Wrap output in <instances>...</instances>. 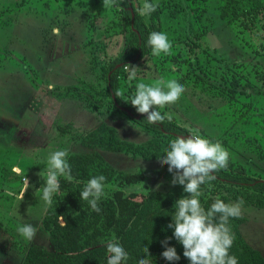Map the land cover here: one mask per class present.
Wrapping results in <instances>:
<instances>
[{"label": "rangeland", "instance_id": "rangeland-1", "mask_svg": "<svg viewBox=\"0 0 264 264\" xmlns=\"http://www.w3.org/2000/svg\"><path fill=\"white\" fill-rule=\"evenodd\" d=\"M54 1L60 4L51 8L48 0H0V264H22L31 244L50 249L41 219L47 207L42 188L51 152L83 150L72 135L102 121L114 125L122 138L139 142L147 137L133 120L111 108L101 76L102 54H94L86 45L89 39L103 41L107 57L115 56L123 42L122 31L130 25L123 8H103L102 0ZM175 1L182 5L181 11L174 16L165 11L161 16V32L172 44L170 54L145 55L133 65L138 68L137 78L131 81L126 67L121 90L130 100L139 82L176 79L184 93L176 103L157 110L175 118L190 134L219 141L235 163L264 178L260 38L239 33L221 18L224 0ZM144 2L133 0L132 6L139 12ZM194 30L200 38L192 53L184 41L193 37ZM66 86L72 88L64 96ZM33 91L40 96L41 115L27 109ZM43 121L53 123L47 131ZM64 123L71 124V132L59 134L55 125ZM101 153L113 167L126 172L162 166L159 159ZM166 187L163 178L151 175L123 189L141 192ZM242 215L240 233L264 256V207L243 206ZM25 223L38 227L32 242L17 232Z\"/></svg>", "mask_w": 264, "mask_h": 264}, {"label": "trees", "instance_id": "trees-1", "mask_svg": "<svg viewBox=\"0 0 264 264\" xmlns=\"http://www.w3.org/2000/svg\"><path fill=\"white\" fill-rule=\"evenodd\" d=\"M133 0H117L126 13L130 25L123 29V42L115 56L107 57L105 43L89 39L86 45L92 52L102 54L101 76L105 79V94L111 108L125 114L147 134L146 139L135 142L122 138L117 128L104 121L90 129L72 135L71 140L83 147L81 151L68 152L73 181L60 177V190L52 197L51 206L46 207L41 219V228L49 236L50 249L35 244L29 245L22 264H107L106 244L115 240L128 253L126 264H137L148 249L152 264H189L183 256V247L172 237V222L175 201L188 194L180 185H172V174L166 165L151 169L122 171L105 160L103 151L118 152L133 158L151 161L162 158L164 149L177 136L187 137L190 131L175 118L150 124L146 114L137 113L121 90L126 81L127 65L133 66L152 51L147 41L152 32H161V16L165 11L177 15L182 5L175 0H148L158 5L155 12L145 17L133 8ZM130 7L132 8L130 10ZM172 7V8H171ZM220 16L237 27L241 34L251 32L260 38L259 47L264 49V0H224ZM200 33L184 41L190 52L199 45ZM259 53V52H258ZM199 66V62L197 64ZM201 69V65L199 67ZM72 87L66 86V92ZM75 88V87H74ZM40 96L35 93L27 109L39 115ZM41 115V114H40ZM44 122V121H43ZM47 131L53 124L44 122ZM46 126V127H45ZM59 134L71 132V124L55 125ZM205 134V133H204ZM207 137V136H205ZM105 176V194L98 202L100 211H92L88 202L80 198L87 181L93 176ZM163 178L165 189L149 188L145 191H125L124 187L134 186L149 176ZM215 179L201 186L200 201L207 209L215 198L226 203L243 199V206L264 207V178L253 176L245 167L230 157L226 169L214 173ZM113 184L114 187L108 188ZM245 217L230 218L229 226L235 236L230 254L238 264H264V256L251 246L239 230ZM2 223L0 221V228ZM168 238V246L175 247L180 256L178 261L169 262L161 253L165 250L162 241Z\"/></svg>", "mask_w": 264, "mask_h": 264}, {"label": "clouds", "instance_id": "clouds-1", "mask_svg": "<svg viewBox=\"0 0 264 264\" xmlns=\"http://www.w3.org/2000/svg\"><path fill=\"white\" fill-rule=\"evenodd\" d=\"M102 5L106 9L119 6L117 0H102ZM157 7V4L145 0L139 13L149 16ZM53 33L59 35V29L54 28ZM147 43L153 56L170 54L172 44L166 33H150ZM137 69L127 65L129 81L137 78ZM52 87L50 84L49 88ZM184 91V86L176 79L165 80L161 77L153 84L137 83L135 93L128 103L137 113L146 114L150 124L162 123L166 117L157 109L176 103ZM167 119L170 120L171 116H167ZM230 155L219 141L213 142L193 132L187 137H175L164 149L162 158H159V163L166 165L168 172L172 174L171 184L182 186L183 192L188 194L175 201L172 222L167 227L173 230L172 237L182 245L183 256L189 264H238L237 258L230 254L235 236L229 220L242 215L243 199L226 203L217 197L207 209L199 199L202 195L201 186L213 181L215 172L227 168ZM68 156L67 150H56L47 157L42 199L48 206L52 204L53 195L60 190V177L68 181L74 180ZM105 179L103 175L93 176L80 192V198L88 202L92 211H100L98 202L105 194ZM25 183L28 184L26 180ZM17 232L25 240L32 242L38 233V227L25 223L17 227ZM161 243L165 248L161 253L165 260L173 262L180 259L175 247L168 246V238ZM106 250L107 264H126L129 256L119 242L109 241ZM137 264H152L148 249Z\"/></svg>", "mask_w": 264, "mask_h": 264}, {"label": "crops", "instance_id": "crops-1", "mask_svg": "<svg viewBox=\"0 0 264 264\" xmlns=\"http://www.w3.org/2000/svg\"><path fill=\"white\" fill-rule=\"evenodd\" d=\"M50 3H49V6L51 5V8H53L54 6L55 7H57L60 3H56L54 0H48ZM44 2V1H43ZM45 4H47V3H45ZM54 10V9H53ZM53 17V16H52ZM52 17H51V20H52ZM54 18H55V15H54ZM35 91H33V93H32V96H33V94H35L34 93ZM32 96L29 98V100H28V102L30 101V99L32 98ZM146 134V133H145ZM146 136H147V134H146ZM8 145V144H7ZM7 147H5V149H6ZM168 186V185H167Z\"/></svg>", "mask_w": 264, "mask_h": 264}, {"label": "water", "instance_id": "water-1", "mask_svg": "<svg viewBox=\"0 0 264 264\" xmlns=\"http://www.w3.org/2000/svg\"><path fill=\"white\" fill-rule=\"evenodd\" d=\"M132 8L130 7V10H131Z\"/></svg>", "mask_w": 264, "mask_h": 264}]
</instances>
